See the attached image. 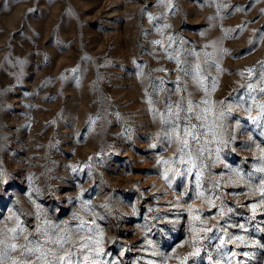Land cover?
I'll use <instances>...</instances> for the list:
<instances>
[{"label":"rangeland","instance_id":"1","mask_svg":"<svg viewBox=\"0 0 264 264\" xmlns=\"http://www.w3.org/2000/svg\"><path fill=\"white\" fill-rule=\"evenodd\" d=\"M0 264H264V0H0Z\"/></svg>","mask_w":264,"mask_h":264}]
</instances>
